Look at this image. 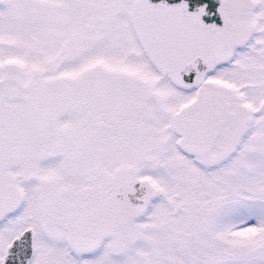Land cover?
Listing matches in <instances>:
<instances>
[{
	"label": "snow or ice",
	"instance_id": "obj_1",
	"mask_svg": "<svg viewBox=\"0 0 264 264\" xmlns=\"http://www.w3.org/2000/svg\"><path fill=\"white\" fill-rule=\"evenodd\" d=\"M217 3L0 0V264H264V0Z\"/></svg>",
	"mask_w": 264,
	"mask_h": 264
},
{
	"label": "water",
	"instance_id": "obj_2",
	"mask_svg": "<svg viewBox=\"0 0 264 264\" xmlns=\"http://www.w3.org/2000/svg\"><path fill=\"white\" fill-rule=\"evenodd\" d=\"M165 1L171 5L179 2V0H165ZM213 1L215 2L216 0H186V2L189 4V11L190 12L194 11L197 6H199L203 3H207L210 6V8L208 7L209 12H213L214 11V9L212 7V5H214ZM154 2H158V0H154ZM203 19L206 23L209 22V19H207L205 17H203ZM216 22L219 24L218 20H216Z\"/></svg>",
	"mask_w": 264,
	"mask_h": 264
},
{
	"label": "flooded vegetation",
	"instance_id": "obj_3",
	"mask_svg": "<svg viewBox=\"0 0 264 264\" xmlns=\"http://www.w3.org/2000/svg\"><path fill=\"white\" fill-rule=\"evenodd\" d=\"M165 2H166V1H165ZM166 3H168V2H166ZM213 3H214V5H212V7H213V9L215 10V8L218 7L217 0H216L215 2L213 1ZM215 3H216V4H215ZM168 4H169V3H168ZM169 5H171V4H169ZM209 8H210V6H209ZM206 11L209 12L208 9H206ZM205 18L209 19L208 16H205ZM216 20H218V18H217ZM202 21L205 22L204 19H203V17H202ZM218 21H219V20H218ZM205 23H206V22H205Z\"/></svg>",
	"mask_w": 264,
	"mask_h": 264
}]
</instances>
